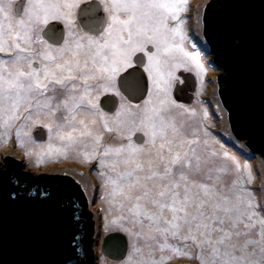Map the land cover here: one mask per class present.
I'll return each instance as SVG.
<instances>
[{
	"label": "snow or ice",
	"instance_id": "1",
	"mask_svg": "<svg viewBox=\"0 0 264 264\" xmlns=\"http://www.w3.org/2000/svg\"><path fill=\"white\" fill-rule=\"evenodd\" d=\"M19 2L0 0V129L9 136L15 129L17 142L27 145L42 126L48 142L39 158L71 153L96 162L111 213L106 226L132 240L126 264H165V251L181 247L194 250L199 264H264V204L247 187L251 166L214 138L207 108L201 116L171 95L179 69L205 71L199 37L188 35L182 16L187 0H98L88 12L105 14L95 32L77 23L76 10L88 0H27L22 11ZM208 23L205 12V35ZM223 24L237 33L239 47L246 23L229 12ZM45 33L62 40L53 43ZM138 54L147 95L135 103L120 81ZM102 97L114 111L101 107ZM240 140L233 147L242 152Z\"/></svg>",
	"mask_w": 264,
	"mask_h": 264
},
{
	"label": "water",
	"instance_id": "2",
	"mask_svg": "<svg viewBox=\"0 0 264 264\" xmlns=\"http://www.w3.org/2000/svg\"><path fill=\"white\" fill-rule=\"evenodd\" d=\"M240 2L241 7L228 10L222 7L224 0H207L203 17L207 12L209 23L206 35L204 25L203 32L217 60V94L228 121L232 114L231 130L235 128L234 134L252 149L249 142L264 144V124L260 120L264 99V45L261 42L264 0ZM23 3L25 0H20L17 5L20 10ZM97 3L90 0L77 9L82 27L86 25L84 18ZM229 12L242 19L248 28L239 47L234 44L237 33L223 24ZM53 23L59 24L62 32V24ZM45 35L54 43L62 40V35ZM128 73L120 81L121 90L133 102H139L147 92L146 75L137 66ZM180 74L184 82L175 84L173 97L179 102H191L195 79L191 73ZM101 104L105 107L103 97ZM44 134L43 127L33 132L35 138H44ZM253 150L263 154L259 149ZM8 157L4 166L0 163V264H65V257L70 254H74L71 264H76L77 259L82 264H96L91 193L64 169H36L33 174H24V168H17L15 173L29 181L27 186L14 176L13 154H7ZM39 180L49 185L29 188ZM13 192L16 198L10 200L8 197ZM126 249V237L121 232L103 237L101 251L105 256L121 259Z\"/></svg>",
	"mask_w": 264,
	"mask_h": 264
},
{
	"label": "rangeland",
	"instance_id": "3",
	"mask_svg": "<svg viewBox=\"0 0 264 264\" xmlns=\"http://www.w3.org/2000/svg\"><path fill=\"white\" fill-rule=\"evenodd\" d=\"M206 1L207 0H187L188 10L186 13L182 14L185 19L188 35L190 37H199L197 44L202 53V62L205 64V71L204 73L197 75L195 69H179L177 71L178 79L174 81L171 88V95L173 97L172 91L175 83L180 81V79L183 80L180 72L191 73L195 79V88L193 90L194 98L191 103H179L176 100L177 104L184 105L189 110L195 109L201 116V109L207 108L209 113V131L213 134L216 140H219L220 143L223 144L224 148L235 153L239 157L241 163H247L251 166L253 182L248 184L247 187L254 194L259 203L264 204V164L261 163L262 155L246 145L242 152L237 151V148L233 147V141L236 136L232 133L231 125L217 94V60L210 45L206 42L203 32V7ZM26 2L27 0H25V3ZM145 75H147V73ZM37 128L38 126L35 129L37 130ZM35 129L32 130V135ZM1 132L7 137L6 139L9 140L10 138V144L7 147H3V143L0 144V163H5L4 159L6 160L7 154H13L17 168H24V174H33L36 169H64L89 193H91L96 264H126L131 253L132 240L126 232L121 231L118 228L106 226L108 224L106 217H109L111 213L107 202L105 204L103 201L105 192L101 187L96 162L83 164L80 158L71 153L66 157L54 159L43 157L41 159L38 154L41 151V147L46 148L48 140L43 144L35 142V153L32 158H28L25 156L24 152L19 150L22 144L17 142L15 129L10 136L6 135L3 129H0V134ZM239 143L243 142L240 140L238 144ZM219 146L220 145H217L216 147L218 148ZM88 182L90 184H88ZM111 232H121L126 237L127 249L124 257L121 259H111L105 256L101 251L103 237ZM193 253L194 250L184 249L183 247H181L179 253L175 254L165 251L164 255L168 257L165 264H199L198 259ZM155 259H160L159 251L156 252Z\"/></svg>",
	"mask_w": 264,
	"mask_h": 264
},
{
	"label": "flooded vegetation",
	"instance_id": "4",
	"mask_svg": "<svg viewBox=\"0 0 264 264\" xmlns=\"http://www.w3.org/2000/svg\"><path fill=\"white\" fill-rule=\"evenodd\" d=\"M88 1H90V0H88ZM95 1H97L98 2V0H95ZM96 6V5H95ZM99 15L97 16V14L96 15H94V16H91L90 17V15H87L85 18H84V21H85V27H82L81 26V24L79 23V20H78V17H77V10H76V18H77V23H78V25L80 26V27H82L85 31H90V32H95V31H97L100 27H101V25H102V18L104 17V13L102 12V9H100L99 10ZM54 43V42H53ZM142 54H140V56H141ZM140 56H138V60L140 59ZM135 66H137V67H141L142 69H143V67H142V65H139L138 63L135 65ZM134 66V67H135ZM146 74V73H145ZM147 76V75H146ZM147 78V77H146ZM184 81L182 80V79H180V81H177L176 83H179V84H182ZM175 83V84H176ZM122 91V90H121ZM146 95H147V92H146ZM146 95H145V97H146ZM144 97V98H145ZM143 98V99H144ZM194 98V97H193ZM142 99V100H143ZM142 100H140V101H142ZM139 101V102H140ZM139 102H135V103H139ZM179 102V101H178ZM224 102H225V98H224ZM100 103H101V101H100ZM179 103H183V102H179ZM191 103V102H190ZM104 104H105V101H104ZM101 107L102 108H104V110L105 111H114V108H112V109H108V108H106V107H104L102 104H101ZM230 109V104H229V106L227 107V110H229ZM38 127H42V126H38ZM38 129V128H37ZM36 130V129H35ZM232 133H233V131H232ZM234 134V133H233ZM235 135V134H234ZM33 136V135H32ZM236 136V135H235ZM33 139L34 140H36L35 142H39V143H41V144H43V143H46L47 142V140H48V133H47V130L45 129V134H44V138H36L35 139V137L33 136ZM47 144V143H46ZM248 144H250V142L248 143ZM7 160H9V157L8 158H6V160L4 159V161H5V163H6V161ZM5 163L3 164V166L5 165ZM17 171V166H16V164H15V166H14V176H16L15 178H18L19 179V181H23L24 182V184H26L27 186H28V183H29V181L28 180H25V179H20L18 176V174H16L15 172ZM42 186V187H47L49 184H47V185H45L41 180H39L38 182H36V185H34V186H32V187H29V188H33V187H35V186Z\"/></svg>",
	"mask_w": 264,
	"mask_h": 264
},
{
	"label": "bare ground",
	"instance_id": "5",
	"mask_svg": "<svg viewBox=\"0 0 264 264\" xmlns=\"http://www.w3.org/2000/svg\"><path fill=\"white\" fill-rule=\"evenodd\" d=\"M185 27H186V25H185ZM6 138L7 137L3 134V132H1V134H0V144L3 143V145H2L3 147H7L10 144V142H9L10 141V138H9V140L6 139ZM35 149H36V144L35 143H30V144H27V145H23L22 144V146L19 148V150L22 151V152H24L25 153V156H27L28 158H32L33 157V155L35 153ZM29 152H31L32 154L29 155ZM83 164H85V163H83ZM75 168H77V167H75ZM88 184H90V183L88 182ZM103 201L106 204V200L104 199Z\"/></svg>",
	"mask_w": 264,
	"mask_h": 264
},
{
	"label": "trees",
	"instance_id": "6",
	"mask_svg": "<svg viewBox=\"0 0 264 264\" xmlns=\"http://www.w3.org/2000/svg\"><path fill=\"white\" fill-rule=\"evenodd\" d=\"M250 145H252V149H255V150L259 149V151L264 154V144H259L258 145V144H255V143H250Z\"/></svg>",
	"mask_w": 264,
	"mask_h": 264
}]
</instances>
